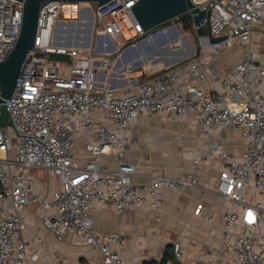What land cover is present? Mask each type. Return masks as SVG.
<instances>
[{
  "label": "built area",
  "instance_id": "1",
  "mask_svg": "<svg viewBox=\"0 0 264 264\" xmlns=\"http://www.w3.org/2000/svg\"><path fill=\"white\" fill-rule=\"evenodd\" d=\"M138 1L110 0L95 10L90 4L55 1L40 9L34 48L6 102L12 125L0 127V264H25L29 244L22 235L20 210L30 204L44 211L43 226L59 240L74 232L97 250L101 259L93 264H123L109 241L122 246L130 240L100 234L90 215L92 204L109 205L116 213L132 207L148 212L159 208L164 189L184 191L198 186L195 174L152 175L146 182H135L140 178L138 168L124 159L129 139L119 132L130 128L142 111L169 116L173 124L190 112L198 113L206 136L214 126H230L237 132L243 142L240 156L220 150L219 142L210 151L224 160L218 194L240 206L243 215L224 214L221 245L209 249L211 259L198 264H264V199L251 202L249 198L252 189L264 195V56L253 46L255 37L264 38V0H192L209 12L208 22L205 19L201 25L208 24L213 37H224L211 43L208 36L197 34L212 57L237 44L246 47L245 58L229 72L216 73L212 59H193L184 85L177 83L178 76L165 74L145 81L132 78L118 92L111 85H101L100 76L122 78L133 72L130 64L119 65L127 50L158 34H171L164 42L176 48L187 40V36L173 37L174 27L169 26L157 34L144 32L131 8ZM23 9L22 1L0 0V62L20 37ZM73 22H93L95 50L103 53L101 58L91 49L65 44V36L57 34L58 26ZM200 26L192 25L193 32ZM51 53L69 55L71 61L53 60ZM63 68L65 75L60 73ZM99 112L105 120L95 119ZM80 133L92 156L84 164L74 154ZM106 155L111 156L113 167L102 161ZM200 163L196 159L193 167ZM34 169L58 178L60 187L50 199L35 193ZM249 208L256 213L253 223L245 219ZM203 210V204H198L194 214L203 217ZM239 223L243 228L238 232ZM173 247L176 258H181V242L174 241Z\"/></svg>",
  "mask_w": 264,
  "mask_h": 264
},
{
  "label": "crops",
  "instance_id": "2",
  "mask_svg": "<svg viewBox=\"0 0 264 264\" xmlns=\"http://www.w3.org/2000/svg\"><path fill=\"white\" fill-rule=\"evenodd\" d=\"M58 35H63V31L59 30ZM157 39L154 37L142 43H153ZM254 40L258 41V45H264V38L256 37ZM140 44L127 50L119 64H130L134 71L124 74L122 78L102 74L99 81L101 85H111L121 92L128 87L132 78L145 81L165 74L178 76L177 83L184 85V74L193 59H212L214 71L222 75L236 67L246 55L243 44L227 48L215 58L208 48L199 46L196 49L193 44L192 53L187 41L183 40L180 47L176 48L173 44L162 47L164 56L158 57L162 60H154V56L151 61L142 65L138 59L128 57L135 53ZM164 44L166 42L161 41V45ZM256 50L259 51V48ZM104 117L102 112L95 114L98 121L105 120ZM119 134L129 139L124 159L137 166L140 178L135 180L136 183L146 182L147 177L152 175L189 174H195L199 182L197 187L184 191L164 189V199L159 208L148 212L132 207L123 213H116L109 205L94 202L90 215L97 231L111 238L120 236L130 240L122 246L109 241L113 249L119 251L123 264H160L164 258L166 262L174 264L207 262L211 259L209 249L219 247L222 243L224 214L235 211L243 215L240 206L227 203L218 194V180L224 160L219 154L210 151L219 142L220 150L232 157L240 156L243 142L238 138L237 132L230 126H214L206 136L198 113L190 112L180 123L173 124L169 116L142 111L132 126ZM84 137L83 133L78 134L79 140L74 147L76 160L80 164L92 159L85 149ZM196 159H201L202 163L194 168ZM102 161L113 167L111 156H103ZM31 173L34 176L35 193L41 199H50L52 193L60 187L58 178L50 176L45 170L34 169ZM249 198L251 202H257L264 199V195L252 189ZM2 204L0 202V212ZM198 204H203V217L194 214ZM7 206L8 211H11L10 203ZM43 214L44 211L38 204H30L20 210L22 235L29 244L25 264H93L101 259V254L88 245L81 235L69 232L59 240L43 226ZM204 216L211 221L205 220ZM242 228L239 223L236 231L239 232ZM174 241L182 244L184 254L181 258H176L174 254Z\"/></svg>",
  "mask_w": 264,
  "mask_h": 264
},
{
  "label": "water",
  "instance_id": "3",
  "mask_svg": "<svg viewBox=\"0 0 264 264\" xmlns=\"http://www.w3.org/2000/svg\"><path fill=\"white\" fill-rule=\"evenodd\" d=\"M23 2V23L22 30L18 41L11 50L5 60L0 62V127L12 125V119L6 102L11 99L15 92L17 80L21 73V69L26 60L28 53L33 50L35 43V35L38 26L39 12L42 7L51 2H76L83 4L96 3L101 6L110 0H19ZM134 15L142 29L147 34H151L154 30L169 21H174L183 15L190 17L191 25L200 26L202 22L209 19V12L200 10L194 5L192 0H139L132 7ZM93 19V16H92ZM90 24H93L91 22ZM175 36L180 35L176 25L173 26ZM157 32V31H156ZM153 34V33H152ZM156 34V33H154ZM197 34L200 36H208L211 43H217L224 37H213L209 32V25H201ZM187 41L188 47L192 48V43ZM71 44H69L70 46ZM193 53V50L191 49ZM39 56L43 54L39 53ZM50 58L53 60L70 62V56L60 53H51ZM246 221L253 223L256 220V213L249 208L245 214Z\"/></svg>",
  "mask_w": 264,
  "mask_h": 264
},
{
  "label": "rangeland",
  "instance_id": "4",
  "mask_svg": "<svg viewBox=\"0 0 264 264\" xmlns=\"http://www.w3.org/2000/svg\"><path fill=\"white\" fill-rule=\"evenodd\" d=\"M88 5L89 4H86V6H88ZM90 5H91L93 10H95L97 7L96 3H91ZM174 25H177L176 22H173L171 25H169V27H173ZM59 30L63 31V35L65 36L64 40L66 41V43H69L71 45L81 44L83 47L91 49L92 53L95 56H97L99 58H101L103 56V53H98L95 50L96 31L92 29V24H90V23L85 24L84 23V24L78 25V24L74 23V24H69L68 26H64V27L58 26L57 34H58ZM160 31H162V28L159 29L155 33L157 34ZM178 31L180 33V38H178L179 40H181L182 37L187 36L188 40L191 41V43L193 44V46L196 49L199 46L203 47L201 45L202 43L200 42V39H199L197 33L192 32V31H184L181 27H178ZM170 35L166 34L165 36H163L162 34H158L156 36H158V37L161 36L162 38L157 37L158 39L156 41H154L153 43H149V42L141 43L140 46L138 47V49L135 50V53L132 56H128L129 59L130 58L131 59H138L139 62L142 63V65L151 61V59L154 56H156V58H154V60H158V59L162 60V58L164 56V52H163L162 47H167V45H170L171 42H167L166 44L161 45V41H164V39L168 38ZM172 36L174 37V35H172ZM253 46L256 47L255 49L259 48V53L264 55V45H261V44L258 45V41L254 40ZM158 57H162V58H158ZM60 73L62 75H65L66 74L65 69L63 68V70H60Z\"/></svg>",
  "mask_w": 264,
  "mask_h": 264
},
{
  "label": "trees",
  "instance_id": "5",
  "mask_svg": "<svg viewBox=\"0 0 264 264\" xmlns=\"http://www.w3.org/2000/svg\"><path fill=\"white\" fill-rule=\"evenodd\" d=\"M173 22H176L177 26L181 27L184 31H192L193 32V27H192L191 22H190V17L187 15H183L174 21L166 22L165 24L160 26L158 29L154 30V32H152V33H155L156 31H158L159 29H161L163 27L171 25ZM115 57H116V55L113 56V58H115ZM165 262H166V258H164L160 264H164Z\"/></svg>",
  "mask_w": 264,
  "mask_h": 264
},
{
  "label": "bare ground",
  "instance_id": "6",
  "mask_svg": "<svg viewBox=\"0 0 264 264\" xmlns=\"http://www.w3.org/2000/svg\"><path fill=\"white\" fill-rule=\"evenodd\" d=\"M152 34V33H151ZM158 38H162L161 36L160 37H158ZM172 45V44H171ZM144 59V58H143ZM134 61V60H133ZM129 66H132V65H129Z\"/></svg>",
  "mask_w": 264,
  "mask_h": 264
}]
</instances>
